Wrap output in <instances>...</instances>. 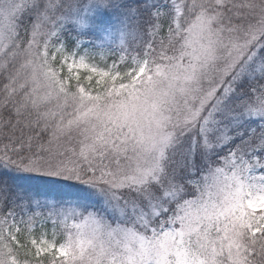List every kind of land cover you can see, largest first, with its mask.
I'll return each instance as SVG.
<instances>
[{
  "label": "snow or ice",
  "instance_id": "1",
  "mask_svg": "<svg viewBox=\"0 0 264 264\" xmlns=\"http://www.w3.org/2000/svg\"><path fill=\"white\" fill-rule=\"evenodd\" d=\"M0 264H264V0H0Z\"/></svg>",
  "mask_w": 264,
  "mask_h": 264
},
{
  "label": "trees",
  "instance_id": "2",
  "mask_svg": "<svg viewBox=\"0 0 264 264\" xmlns=\"http://www.w3.org/2000/svg\"><path fill=\"white\" fill-rule=\"evenodd\" d=\"M44 179V178H42ZM17 183L22 185L25 188L28 189H38L40 191H44L50 187L53 186L54 182L49 179H31V178H25L23 176H19L17 179ZM70 182H60L56 185V190L61 191L62 193L71 196V197H88L90 195L89 191L85 189L83 185H78L75 187H69ZM51 195H56L55 192L50 193ZM95 199V198H93ZM69 225V224H68ZM71 227V225H69Z\"/></svg>",
  "mask_w": 264,
  "mask_h": 264
},
{
  "label": "rangeland",
  "instance_id": "3",
  "mask_svg": "<svg viewBox=\"0 0 264 264\" xmlns=\"http://www.w3.org/2000/svg\"><path fill=\"white\" fill-rule=\"evenodd\" d=\"M23 177H25V178H31V179H35V180H38V179L44 180V179H45V177H31V176H23ZM42 178H44V179H42ZM46 179H48V178H46ZM73 222H74V221L70 219V220L68 221V224H69V225H72Z\"/></svg>",
  "mask_w": 264,
  "mask_h": 264
}]
</instances>
